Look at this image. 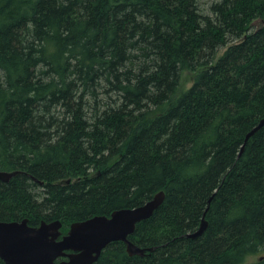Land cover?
<instances>
[{
  "label": "trees",
  "instance_id": "16d2710c",
  "mask_svg": "<svg viewBox=\"0 0 264 264\" xmlns=\"http://www.w3.org/2000/svg\"><path fill=\"white\" fill-rule=\"evenodd\" d=\"M263 118L264 0H0V221L165 194L94 264H264Z\"/></svg>",
  "mask_w": 264,
  "mask_h": 264
},
{
  "label": "water",
  "instance_id": "95a60500",
  "mask_svg": "<svg viewBox=\"0 0 264 264\" xmlns=\"http://www.w3.org/2000/svg\"><path fill=\"white\" fill-rule=\"evenodd\" d=\"M264 126V118L259 121L244 139V144ZM243 146L240 149V153ZM20 171H0V181L8 182ZM35 180V179H33ZM165 198L163 191L133 208H121L107 215H96L69 225L62 234L59 220L41 221L38 226L21 221H0V259L3 264H94L103 249L110 243L122 242L129 256L143 257L154 248H141L129 240L136 225L149 219L161 206ZM203 212L196 231L187 235L197 238L207 228Z\"/></svg>",
  "mask_w": 264,
  "mask_h": 264
},
{
  "label": "rangeland",
  "instance_id": "374dc122",
  "mask_svg": "<svg viewBox=\"0 0 264 264\" xmlns=\"http://www.w3.org/2000/svg\"><path fill=\"white\" fill-rule=\"evenodd\" d=\"M212 0H201V3L204 5L206 3L210 4ZM224 51V49L220 50L219 54H221ZM182 78L184 80H186L187 82L189 81V79L191 78V75L189 73H184ZM189 85V84H188ZM255 260V258L253 259V261ZM252 261V259L250 260Z\"/></svg>",
  "mask_w": 264,
  "mask_h": 264
}]
</instances>
